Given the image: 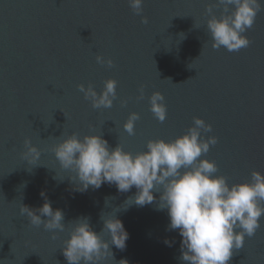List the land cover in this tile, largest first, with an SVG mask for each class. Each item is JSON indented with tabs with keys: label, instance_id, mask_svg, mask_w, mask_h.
<instances>
[{
	"label": "water",
	"instance_id": "95a60500",
	"mask_svg": "<svg viewBox=\"0 0 264 264\" xmlns=\"http://www.w3.org/2000/svg\"><path fill=\"white\" fill-rule=\"evenodd\" d=\"M257 2L262 11L244 34L250 47L229 53L212 49L206 27L205 9L216 0H143V16L128 0H0V264H68L62 248L69 223L86 218L100 234L102 213L116 215L129 239L123 251L110 246L114 259L100 264H183L182 237L168 230L167 210L153 204L125 211L135 188L79 191L75 173L61 169L51 149L59 138L99 135L110 150L119 143L135 155L149 140L183 136L199 118L212 127L203 138L218 141L201 158L216 164L217 175L229 185L249 182L253 171L264 176V0ZM213 15L219 19L222 9ZM97 55L115 67L97 64ZM109 79L117 82L113 107L93 110L77 85L100 94ZM154 92L164 97L163 124L149 111ZM131 113L140 120L130 137L123 125ZM25 139L41 153L34 165L22 158ZM45 202L63 212L64 232L34 228L21 216V205L36 210ZM259 223L229 264H264V216Z\"/></svg>",
	"mask_w": 264,
	"mask_h": 264
},
{
	"label": "clouds",
	"instance_id": "9594fccd",
	"mask_svg": "<svg viewBox=\"0 0 264 264\" xmlns=\"http://www.w3.org/2000/svg\"><path fill=\"white\" fill-rule=\"evenodd\" d=\"M128 3L134 15L143 16V0H128ZM214 8L222 9L219 19L213 15ZM261 11L257 0H216L206 7L205 12L211 17L206 27L212 49L224 48L229 53H238L249 48L252 42L244 34L253 28ZM140 22L148 24L147 18ZM95 60L108 69L115 67L111 59L100 55ZM116 88L117 82L112 79L103 82L100 94L91 84L87 88L77 85L93 110L111 109L117 99ZM138 91L137 101L143 100L144 88ZM149 105L153 117L163 124L167 119L163 95L154 92L149 97ZM126 106L127 101H121V107ZM139 120L138 114L129 115L123 125L128 136L135 135V124ZM193 125L174 141L149 140L147 151L135 155L125 152L119 143L110 150L107 141L99 135L80 139L73 134L59 138L51 151L61 169L75 173V182L70 179L79 185V191H87L89 187L98 190L103 184L115 185L122 194L135 188L136 195L125 201V211L133 205L143 208L153 204L157 205V211L167 210L168 230L178 231L182 237L180 259L183 264H229L233 252L243 249L245 237H255L261 228L264 176L253 171L249 182L229 185L224 176L217 175L219 169L214 162L201 159L209 153L210 146L218 143L215 137L203 138L202 134L212 132L211 125L199 118H193ZM24 148L22 158L34 165L40 159V151L28 139L24 141ZM153 193L159 194V200ZM20 214L26 216L34 228L43 227L50 233L65 231L63 212L53 211L48 202L36 210L21 205ZM100 218L103 224L100 234L92 231L86 218L69 223L74 227L62 248L68 264H100L109 257L114 259L110 246L125 250L129 236L120 220L116 215L105 218L104 213ZM104 233L109 241L102 239ZM51 239L56 240L57 236L52 235ZM165 244L171 247L169 242Z\"/></svg>",
	"mask_w": 264,
	"mask_h": 264
}]
</instances>
